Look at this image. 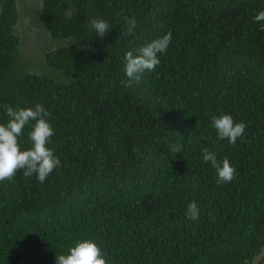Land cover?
Listing matches in <instances>:
<instances>
[{
    "label": "trees",
    "instance_id": "1",
    "mask_svg": "<svg viewBox=\"0 0 264 264\" xmlns=\"http://www.w3.org/2000/svg\"><path fill=\"white\" fill-rule=\"evenodd\" d=\"M33 6L0 0V124L5 105L42 104L61 164L43 183L23 170L0 182V264H56L85 239L107 264H262L264 30L254 17L264 0ZM94 18L109 24L103 38ZM169 31L156 70L124 87L125 54ZM223 114L246 125L235 145L212 126ZM205 148L235 168L231 182L217 183Z\"/></svg>",
    "mask_w": 264,
    "mask_h": 264
},
{
    "label": "clouds",
    "instance_id": "2",
    "mask_svg": "<svg viewBox=\"0 0 264 264\" xmlns=\"http://www.w3.org/2000/svg\"><path fill=\"white\" fill-rule=\"evenodd\" d=\"M2 11V10H0ZM127 30L125 35L133 34L137 26L135 17H126ZM254 21L259 23V29L264 30V11L258 12ZM92 28L103 38L110 30L109 24L104 19H92ZM172 39L171 31L162 37L154 39L136 50L125 54L124 72L128 78L121 81L124 87H131L133 82H139L141 74L145 71L153 72L160 64V55L165 54ZM6 115L9 120L7 124H0V182L12 180L18 171L23 170L25 177L33 174L39 182L43 183L46 178L61 164L60 158L54 150L47 147L51 137L55 134L53 126L46 117L50 115L42 104L34 107H16L5 105ZM32 123L28 139L31 147L21 148L20 138L24 128ZM212 126L220 140L226 139L229 144L235 145L237 140L243 137L246 125L243 122H234L231 115L223 114L212 117ZM182 146L176 144L170 152L181 151ZM204 162H211L217 173V183L231 182L236 175L235 168L227 159L218 161L216 154L209 149H203ZM200 209L195 201L188 204L186 216L189 220L199 219ZM56 264H107L102 248L95 240L85 239L77 241L74 247L69 249L67 255L56 256Z\"/></svg>",
    "mask_w": 264,
    "mask_h": 264
},
{
    "label": "rangeland",
    "instance_id": "3",
    "mask_svg": "<svg viewBox=\"0 0 264 264\" xmlns=\"http://www.w3.org/2000/svg\"><path fill=\"white\" fill-rule=\"evenodd\" d=\"M19 8L23 11V13L33 14V10L36 6H33L35 4V0H17ZM259 261H262V264H264V251L263 253L258 257ZM257 261H255L253 264H256Z\"/></svg>",
    "mask_w": 264,
    "mask_h": 264
}]
</instances>
